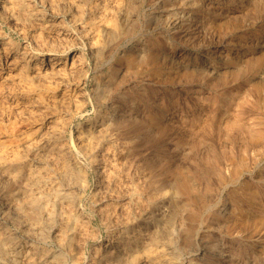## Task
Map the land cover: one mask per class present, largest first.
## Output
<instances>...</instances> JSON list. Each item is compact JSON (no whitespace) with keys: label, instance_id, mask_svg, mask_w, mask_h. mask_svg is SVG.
I'll return each instance as SVG.
<instances>
[{"label":"rangeland","instance_id":"374dc122","mask_svg":"<svg viewBox=\"0 0 264 264\" xmlns=\"http://www.w3.org/2000/svg\"><path fill=\"white\" fill-rule=\"evenodd\" d=\"M55 1H58V0H55ZM152 1H154V2H152ZM184 1L183 0H173V1L172 0H142V1L141 0L140 1L139 0H129L127 2V5L124 7L125 11L123 10V19L119 20L120 25L121 26L124 25V28L119 29L117 31H113V33L111 32L107 35H104V36H106V37H104L106 43H105V48L103 50L102 55H96L92 52L89 45L87 43H85V40H84V37L82 34L83 31H80L82 25H86L89 27L90 25H95L98 23L97 21L99 20V17H100V11H98V10H100L101 6L104 4L102 0H99V1L98 0H91V1L90 0H82V1L79 0L78 5H75L74 0H72V1L71 0H69V1L63 0V2H64V3L62 2L63 4H61V2L58 1V3H60L59 5L57 2L55 3L53 0H22V7L25 11H28V9L29 10L30 9H35V10L40 9V11L43 15L40 17H34V16L28 15L29 17L28 16L27 17L30 20L25 17L26 14H24L23 12L22 13L13 12V11H11L12 10L11 7L1 8V6H0V16L2 14V16H1L2 18L0 17V24H1L0 27L2 28V29L0 28V37H4V40L7 43V44L6 43L5 44L0 43V55H1L0 56V102L2 103V105L0 103V109H1L0 110V118H2V119H0V122H2V120H3V122L0 123L1 124V126H0V134H1L0 135V145L2 146V147L0 146V148L1 149L4 148L5 150H6V148H11L8 150L17 149L16 147H18V149L22 148L25 140L32 134L35 135V139H38L36 141L40 142V144H42V145L43 144L45 145V147L34 146L30 151L24 149V151H23L24 157H25L24 159H25V162L27 163V164L25 163V165H27V167H32V171L28 170L27 167L21 166L22 164H15V165L10 166V167L9 166L8 167H0V194H1L0 195V209L2 208L4 210H6L7 213H9V215H10V217L8 215V220L0 216V218H1L0 233L2 234V236H5V235L7 236V234H8L9 238L13 237V238H11V240L6 237L7 239L6 238L3 239V242H2L1 241L2 239L0 236V239H1L0 245L2 246V248L0 247V264H17V263L18 264L19 263L20 264H26V263L29 264L28 262L36 259L39 256L44 255L45 252L58 253L60 250H62L61 249V248H63L62 246H65V244L67 242H69L70 234L72 231L71 229L70 230L67 229V228H71L70 224L68 225V224L64 223V221L60 222L61 219H59L60 215L62 213L68 214V210H66V209L61 210L62 206L59 207L60 200H62L61 192L65 191V190L66 191H69V190L72 191L73 190V191H76L78 193V196L80 197V199L76 203L80 207V212L78 214V217L82 218V216H83L84 220L81 219L83 221V224L87 222L86 224L83 225V229L87 233H89L88 239L86 238V240H84L85 242L83 241V244H82V251H81L82 254H81L80 260L82 258L83 259L81 261L80 260L75 261L72 259H67L68 262H66L65 264H68V263L69 264H86V263L89 264L90 261L88 260L87 256H90V253H92L95 246H99L100 243L104 242V240L107 236L108 229H109L108 226H106L105 224H102L103 221L101 219H99L100 217H98L96 215L94 208L92 206L93 200H92V196H91L94 191H98V190L102 191V190L106 189L104 187V186H106V183L104 185L102 184L103 183L102 178L106 177L105 173L103 172V167H104V169L105 168L107 169L105 171H108V173H109V170L112 168L110 170L111 173L108 174L106 172L107 175H112L115 178L114 180H112L111 183L108 184L109 186H111L114 189H118L119 188V187H117V186H119L118 182L119 183L121 182L120 184L124 183L123 185H120L121 188H119L117 190L118 192L120 191L119 193H123L125 187L127 188V186H131L133 184V181H136L139 177L144 175V176H142L143 178L141 177V179L140 178L138 179L140 181L139 184H140V186L145 188L144 194L146 196H149L151 198L152 202H154L159 198L158 197L155 198L156 194H154L153 185L150 186V182L148 181L149 179L150 180H157V181H160V183H161V182H164L163 177L166 176L167 179L171 180V183H173L179 177V173L183 172V171H186L187 173L190 172V173L194 174L196 177H198L206 169L205 166L208 164L209 157L211 156V153L208 150L209 147L214 146V148L217 149L218 151H220V153L225 152L224 147H222L223 146L222 140L224 139L223 132H216L217 131L216 126L217 125H223L222 124L223 120L229 116V113L231 115L232 110L238 111L237 101L240 99L242 94H245L248 92L249 89H247V87L252 86V84H251L252 82H250V79L243 78L240 74V71H241L242 67L245 65V62L250 61V59L246 60L243 64H241L239 61L230 60L229 56H230V54H235L240 48H245L246 44L249 42L252 44V46H251L252 51H255V53H257L259 51V47H260L259 45L260 44H257L258 45L257 46L255 42L251 41V38L259 39L258 38V36L260 35L259 33L261 31H264V0H247L245 7L243 8V10L240 14L241 17L238 18V23L243 27L244 26L247 27L248 30H250L249 31L250 34L248 33V31H203V32L196 31L195 16L197 13L194 12V14H192L190 11L186 10L190 6V4L194 2V0H184ZM34 2H36V3H34ZM71 2H72V4H71ZM67 3L70 6H67ZM101 3H103V4H101ZM6 4L10 5V3H8V2ZM28 4H30V6ZM43 4L46 6V8H49V9H45L42 6ZM106 4H107V2H106ZM57 6H59V7H57ZM149 6H151V7H149ZM64 8H66V9L69 8L68 10H72L71 12L75 17L78 15L77 16L78 17L77 22L76 21L71 22V20H69L68 18H65L61 15ZM95 8H97V9H95ZM2 9L3 10L6 9L8 11L4 10V12H3ZM44 9H45V12L43 11ZM73 10H75V11H73ZM76 10H78V11H76ZM49 11H51L50 13L53 14V19L48 21L45 19V16L48 14L47 12H49ZM170 11H173V12L171 13ZM5 12H6V14H5ZM55 12H58V13L55 14ZM15 13H17V15ZM92 13H95V15ZM13 14H14V16H13ZM173 14L174 15L176 14V15L174 16ZM5 15H6V17H4ZM20 15L22 18L20 17ZM188 15H190V16H188ZM17 16L19 17V19H17L18 18ZM23 16H24V18H23ZM48 17L52 18V16H50V15ZM157 17H158V19H157ZM6 18L10 19V21H9V19H7V21H9L10 23L6 21ZM12 18H13V20H12ZM141 19L143 20L142 22H141ZM11 20L13 21V23H15V25H13ZM34 20L36 21L35 23H34ZM53 20H54V22H53ZM246 20H247V22H246ZM2 21H4V22H2ZM27 21H30V23L26 24ZM51 21H52V23H51ZM56 21H57V23H56ZM89 21H90V23H89ZM128 21H129V23H128ZM16 23H18V25ZM24 23H25V26H24ZM32 23L34 25H32ZM37 23L40 25H38ZM49 23H50V25H49ZM26 25H28V26H26ZM152 25H153V27H152ZM157 26H159V27H157ZM174 27H175V29H174ZM24 28H26V29H24ZM186 28L187 29L189 28V29L187 30ZM31 30L36 31L35 34L40 33V35L42 36V37L40 36L41 39L39 38V35L38 36H37V34L35 35L34 32H32ZM139 30H141V31H139ZM58 31H62V32L67 34L64 37L61 35L64 39L57 34ZM119 31H121V32L119 33ZM18 32H19V34H18ZM78 32H80V34ZM75 33H77V34H75ZM148 33H150V34H148ZM43 34H44V36H43ZM53 35L54 36L57 35V36L54 37ZM74 35H76V36H74ZM80 35H81V37H80ZM143 35L148 36V40L146 43H144V46H143V44H140L141 46L140 45L138 46V41H140L139 39ZM21 36H22V38H21ZM36 37L38 39L42 40L43 42H41L40 40L38 42V39ZM112 38H113V40H112ZM62 39H63V41H62ZM68 39L70 41H68ZM0 40H2V39L0 38ZM36 40H37V42H36ZM72 41H73V43H72ZM74 42H76V43H74ZM56 44L58 45L57 47L55 46ZM108 45H110V46H108ZM49 46H51V47L54 46L55 48H58V49H60L61 47H62L61 49H63L64 47H68V48L70 47L68 49V50H70L69 62L67 64H65V66H64L65 68L63 70L60 69V75L58 76L57 74H54V76H53V73H50V75L47 74L45 77H44V75H41L39 77H32L31 75L24 74L25 70L23 71L22 69H20L21 66L25 67V66L30 65L31 62L36 60L35 59L36 56H41L42 55L41 53L44 51V49L46 47H49ZM125 46H126V48H124ZM25 47L27 49H29L28 51L31 53V55H33L31 57V59L27 60V62L26 61L23 62V61L19 60V59H21L20 51H21V49L23 50ZM213 49H215V50H213ZM133 50H134V52H133ZM157 50H159V51H157ZM4 51H5V53H4ZM79 51H81L80 52L81 54L79 53ZM144 51H145V54L141 53ZM221 54H222V56H221ZM126 55H128V56L131 55V56L137 58L136 59V61L138 62L137 66H136L137 71L131 70L129 73L132 72L135 75L133 74L134 75L133 76L132 74L128 73V76H127L128 78H126L128 82L126 83V85L121 86L120 83L118 82L119 79H117V78H119L121 73L123 72L124 62L127 60V58L125 57ZM11 57H14V58L12 59ZM103 57H104V59H103ZM165 57H167V58H165ZM76 58H77V60H75ZM79 58H81V59H79ZM106 58L108 59V61L106 60ZM226 58H228V59H226ZM9 59H10V61H8ZM71 59L73 60V63H72L73 65L70 64ZM93 59H95V61ZM163 59H164V61L162 62ZM224 59H226V60H224ZM177 60H179V61H177ZM4 62L6 65L4 64ZM81 62H82V64H81ZM149 62H151V63H149ZM11 63L13 66L11 65ZM99 63H101V64H99ZM109 64H111V65H109ZM182 64L184 65V67ZM10 65H11V67H10ZM197 66L198 67L202 66V67H199V69H197L198 68ZM190 67H191V69H190ZM142 68L143 69L145 68V69L143 70ZM72 69H74V70H72ZM96 69H98V70L100 69L99 70L100 72ZM64 70H65V72H64ZM21 71H22V73H21ZM67 71H68V73H66ZM74 71H76V73ZM77 71H79V72H77ZM216 71H219V72H216ZM10 72L11 73L14 72V73L10 74ZM80 72H81V75L79 74ZM181 73H183V74H181ZM191 73H192V75H191ZM7 74H9V75H7ZM164 74H165V77L163 76ZM16 75H18V76H16ZM56 75L58 76V78L56 77ZM82 75H84V76H82ZM3 76H4V78H3ZM62 76H63V78H62ZM68 76L69 77L71 76L72 78L71 77L69 78ZM74 76H75V78H73ZM86 76H88V77H86ZM52 77H55V78H52ZM97 77H98V79H97ZM139 77H141V78L139 79ZM196 77H197V79H196ZM225 77H227V78H225ZM31 78L33 79V81H31L32 80ZM38 78H40V79H38ZM44 78H46L47 80H49L51 78L48 81V84L46 82L47 80ZM199 78H200V80H199ZM42 79H44L45 81ZM105 79L106 80L108 79V80L106 81ZM142 79H143V81H142ZM223 79H225V80H223ZM236 79H238V80H236ZM41 80H42V83H41ZM43 81L46 82L47 86L45 85V83ZM51 81H53V82H51ZM57 81H59V82H57ZM83 81H84V83H83ZM1 82L2 83L4 82L3 84H5V85H3ZM113 82H115V83L113 84ZM21 83H23L24 85ZM128 83H130V84H128ZM52 84H53V86H52ZM225 84H227V85H225ZM17 85H19V86H17ZM219 85H221V86H219ZM15 86L20 87V89L15 87ZM49 86L51 88H49ZM14 87L16 90L14 89ZM34 87H35V89H34ZM91 87L92 88L94 87V89H92ZM133 87L136 89H134ZM7 88L9 89V91H11L10 93H9ZM53 88H56V90ZM63 88H65V89H63ZM95 90H96V92H95ZM62 91L63 92L66 91V92H64V94H63V93H61ZM24 92H25V94H24ZM77 92H79V94ZM82 92H84V93H82ZM99 92L102 93L101 96L103 95V97L99 98L100 97ZM106 92L110 93V95L109 94L107 95ZM174 92H175V94H174ZM210 93H212L213 95ZM41 94L43 96H41ZM240 94H241V96H240ZM62 95H64V96H62ZM67 95H69V97ZM85 95H86V97H85ZM153 95H154V97H153ZM13 96H14V98H13ZM35 96H37V97L35 98ZM52 96L54 98H52ZM73 96H77L78 98L76 97V99H75V98H73ZM117 96H118V98H117ZM40 98L42 101L44 100V103L41 102ZM58 98L62 99V100L60 99L61 102L58 101ZM68 99L69 100L71 99L69 101L70 103L68 102ZM74 99L76 102H74ZM98 100L100 102H98ZM65 101L67 103H65ZM31 102H32V104H31ZM193 102L195 103V105ZM118 103H119V105H118ZM189 103H191V104H189ZM66 104H68V105H66ZM83 104H85V105H83ZM221 104H223V105H221ZM6 105H8V107H6ZM78 106L79 107L82 106V107L79 108ZM29 107H31L32 108L31 110L34 111L37 115L34 112H32L29 109ZM63 108L64 109L68 108V109L64 110ZM70 108H71V110H70ZM145 108H147V109H145ZM25 109H27V111ZM59 109H60V111H59ZM8 110H10V111H8ZM19 110L21 112H23V110H25L26 113H24L25 112L24 111L22 114L19 112ZM116 110H118V111H116ZM45 111L47 112V114L45 113L46 116L44 114ZM67 111L70 113H68ZM5 112H7V113H5ZM28 112L30 114H34V115H30V114H28ZM98 112H100V113H98ZM114 112H116V113L114 114ZM96 113H98V114H96ZM106 113H109V114H106ZM135 114H136V116H135ZM199 115L201 117H199ZM33 116H35V117H33ZM36 116H38V117L36 118ZM41 116H43L44 118ZM65 116L70 117V120L68 117H67L68 119L65 120L64 119V118H66ZM39 117H40V120L42 122L38 119ZM60 117H62V118H60ZM250 117H251V115L249 113H245V119L244 120L249 121ZM29 118L32 121H30ZM52 120H54V121L56 120L55 122L58 121V123L56 124ZM51 121L54 123H52ZM176 122L178 125L176 124ZM3 125H5L6 127ZM38 125H39V127H38ZM52 125H54V126H52ZM84 125H85V127H84ZM55 126H56V128L59 129V132H58L59 135L57 134L56 136H53L54 139H52V137L48 139L47 137L49 136L51 130L55 128ZM92 127H94V128H92ZM191 128L194 131L191 130ZM194 128H196L197 130ZM20 129L23 130V135H20V134H22ZM24 129H25V131H24ZM34 129H35V131L38 129V131L35 132ZM18 130L20 132H18ZM26 130H28V131L30 130V131L26 132ZM44 130L46 131L45 134L43 133ZM48 130H49V132H48ZM78 131H80V132H78ZM195 131H197V132H195ZM85 132H87V135ZM198 132H200V133H198ZM88 133H90V136L88 135ZM146 133H147V137H146ZM40 134H42V135L40 136ZM70 134H71V136H70ZM60 135H61V137H60ZM22 136H24V137H22ZM93 139L96 141V143H94L95 141ZM99 139H101L102 141H100ZM214 139H215V141H214ZM19 140H20V142H19ZM63 140H64V142L65 141L66 142L62 143ZM85 140H88L89 142L87 141L83 144V142ZM211 142H212V144H211ZM87 143H89L91 146H94V148L91 149V151L94 153L88 151V150H90L89 149L90 147H89V144H87ZM108 143H110V144L108 145ZM20 144H21V146H20ZM50 144L55 149V151L53 150L52 155L55 156V154H56L58 156V153H60V158H58L59 160L57 159L56 156L54 158L53 162L54 163L56 162L55 164L52 162L49 163V161H47V158H46L47 152L50 148L49 146H51ZM53 144H55V145H53ZM94 144H96V145H94ZM176 144H177V146H176ZM181 145L184 147H182ZM6 146H8V147H6ZM120 146H122V147H120ZM124 146L126 148H123ZM127 146H128V148H127ZM75 147H76L77 152L79 151L78 153L76 152ZM107 147L109 148V151H108ZM117 147H119V148H117ZM101 149L103 150V152L100 151ZM228 149L230 150L229 147L228 148L226 147V151H229ZM34 150L38 151V152H36V154H35ZM115 150H116V152H115ZM130 150H132V151H130ZM251 150L252 149H250V151ZM43 151H44V153H43ZM129 153H131V154H129ZM133 153H135V154H133ZM110 154H111V156H110ZM133 155H135V156H133ZM177 155H179V156H177ZM70 156H71V158H70ZM103 156H105V157H103ZM127 156H128V158H127ZM38 157H40V158H38ZM62 157H64V158L67 157L66 158V159H68L67 161L72 162L73 165H80V168L76 167L77 170L79 169L78 170L79 172L78 171L76 172L77 175H76V173H73V175L71 176L70 181H69L70 184L67 183L68 180L65 179V177L62 175L60 167L58 168V164L60 166H62V163H61ZM75 157H77V158H75ZM93 158H95V159H93ZM108 158H110V159H108ZM112 158H114V159H112ZM119 158H120L119 161H121V162L120 163L117 162V164H116V161H118L117 159H119ZM129 158H130V160H129ZM176 158H177V161L175 160ZM48 159H50V158L48 157ZM59 161H60V163H59ZM99 161H102V162H99ZM112 161H114L115 163ZM130 161H131V163H130ZM45 162L48 165L44 164ZM86 162H89V163H86ZM111 162L114 163L113 167L110 166V165H112ZM184 163H186V164H184ZM50 164H51V166H50ZM126 164H128V165H126ZM220 165L224 166L222 160H220ZM50 167H51V169H50ZM55 167L57 168V170ZM127 167H129V168H127ZM132 167H133V169H132ZM134 167H136V168H134ZM17 168H18V170H17ZM37 168H39V169H37ZM120 168H121V170H120ZM21 169H23L24 172ZM35 169H37V170H35ZM114 169H116V171L112 172ZM27 170H28V174L26 172ZM34 170L38 171V172L36 173ZM51 170H52V172H51ZM82 170H84V171H82ZM11 171L14 173H12ZM44 171L47 172V174H48V172H50L49 174H51L52 176L49 174L48 175L45 174ZM17 172H19V173H17ZM121 172H123V173H121ZM5 173H7V175L8 174L9 175L7 176ZM35 173L37 174V176H41L40 180L42 181V183L40 181L41 185L38 186V188L36 185H34L32 183V180H30L31 174L35 175ZM53 173H55V174H53ZM78 173L80 176L78 175ZM112 173H114V174H112ZM60 174L62 177L61 176L58 177V175H60ZM87 174H89V176ZM124 174L125 175L127 174L126 175L127 177ZM10 175H13L15 177L12 178V176H10ZM100 175H102L103 177H101ZM21 176H22V178H21ZM73 176H74V181L72 179ZM120 176H122V178H124V179H122ZM26 177H28L29 179H27ZM76 177L78 180L76 179ZM117 177L119 178L118 182L116 181ZM128 177L132 180L131 182H130V179H128ZM134 177L137 179L134 180ZM201 177H203V176L201 175ZM80 179L82 180L83 185H82V189L78 190L77 187H78V185H80V182H79V181H81ZM29 180L31 183L29 182ZM48 180H50L49 181L50 183L48 182ZM97 180H98V182H97ZM126 180H127V182H126ZM26 181H27V183H26ZM52 181H54V182H52ZM16 182L18 185L17 188H16ZM47 182H48V184H47ZM71 182H73L74 184L71 185ZM113 182H115V183H113ZM66 183L69 185V187L70 186L71 187L68 188V185ZM125 183H126V186H125ZM174 183H176V182H174ZM43 184H45V185H43ZM85 184H87V185H85ZM31 186L33 187V189H31L32 188ZM50 187H52V188H50ZM46 188L50 191L46 190ZM42 191H43V193H41ZM54 191H55V194H53ZM146 191H148V192H146ZM47 192H49V193H47ZM80 193H82V194H80ZM148 193L149 194L152 193V194L149 195ZM19 194H21L23 197H26V198H23ZM37 194H42L41 195L42 196L41 207H39V206L33 207V205L30 202L31 198ZM51 195H53V196L50 197ZM261 195H263V194H261ZM53 197H54V201H53ZM20 200H22V201H20ZM6 202H7V204H6ZM13 202H15V204ZM170 202H171L170 208L166 214H159V212H157L154 215H151V216L149 215L150 218H147V221L148 222L153 221L154 226L157 228L155 231V233L156 232L157 233L156 234L154 233L155 238L156 237L157 238L162 237L165 234L166 235L171 234V237H172V240H171L172 248L171 249L173 250L172 256L175 260L176 259L178 260V259H182L184 257L182 252H180V250L182 249L181 247L183 245L181 243V240H179V241H178V239L176 240V238H178V237L176 235H174L175 234L174 232H176L177 228L180 226L179 217L181 216L182 209L180 206H178L176 204V203H178L176 197H172ZM49 203H50V205L52 204L51 207H49V205H47ZM13 204H14V206H12ZM20 206L22 208H19ZM13 207H14V209H13ZM25 207L26 208L28 207L27 208L28 210ZM37 208H39V209H37ZM90 208H91V210H90ZM9 210H10V212H9ZM177 211H179V212H177ZM47 212H48V214H52L55 217V220L53 219V223L55 224L54 227H51V224L47 223L45 220V217L48 215ZM21 213H23V214H21ZM33 213H35V214H33ZM73 213H75V212L73 211ZM25 214L27 216H25ZM20 215H21V217H20ZM22 215H23V217H22ZM15 218L20 219V220H16ZM10 219L14 220L17 223L18 231L16 230V228L14 227V224L11 222ZM151 219H154V220H151ZM24 220L25 221L27 220L26 222H28L31 226L28 223H26ZM89 220H91V221H89ZM99 220H100V222H99ZM175 220H177V221H175ZM22 221H23V224H21ZM128 221L131 224L133 223L131 216H129ZM44 224H46V225H44ZM37 225H39L40 228ZM172 225H174V226H172ZM6 228H8V229H6ZM26 228L27 229L29 228L28 229L29 231ZM37 228H39V229H37ZM53 228H55L56 230H53ZM88 228L89 229L92 228V229L88 230ZM95 229L97 230V232ZM164 229H166L167 232ZM175 229H176V231H175ZM9 230L11 233L9 232ZM30 230H33V231H30ZM92 230H95V231L92 232ZM34 232H37V233H34ZM31 233L35 236L38 235L37 236L38 238L35 236L33 237V235ZM16 234H18V235H16ZM26 234H29L28 235L29 237ZM52 234H53V236H52ZM59 234H62V235H59ZM95 234H96V236H95ZM97 234H99V235H97ZM13 235L15 236V238ZM40 235H41V238H40ZM55 235H56V237H55ZM57 235H59V237ZM89 235H90V237H89ZM39 238L41 239V241ZM92 239H94V240H92ZM173 240H174V242H173ZM148 241H150V240H148ZM52 243H53V245H52ZM91 243L93 244V246ZM3 244H5L6 246ZM239 244H240V242L237 243V245H239ZM36 246L37 247L39 246V248H36ZM51 248H53V249H51ZM6 250H7V252H6ZM4 251H5V253H4ZM246 254H248V250H245L243 252V255H246ZM226 258H227V256H220L218 258L207 257V258H199L198 261L201 262L202 264H238V263L241 264V263H243V259L241 258V254H238V255L234 254L233 258L230 260L228 258L227 259ZM223 260H225V261H223ZM213 261H215V263H213ZM209 262H211V263H209ZM184 263L187 264L188 262H184Z\"/></svg>","mask_w":264,"mask_h":264},{"label":"bare ground","instance_id":"6f19581e","mask_svg":"<svg viewBox=\"0 0 264 264\" xmlns=\"http://www.w3.org/2000/svg\"><path fill=\"white\" fill-rule=\"evenodd\" d=\"M55 3L58 1L63 4V0H58L55 1ZM69 1V0H68ZM72 1V0H71ZM79 0H74L75 5H78ZM82 1V0H80ZM91 1V0H90ZM99 1V0H98ZM103 4L100 8V17L99 20L97 21L98 23L95 25H90L89 27L86 25H82L80 31H83V37L85 40V43L89 45L91 48L92 52L96 55H102L103 50L105 48V39L104 35H107L109 33H113V31H117L119 29L124 28V25H120V21L123 19V10L124 7L127 5V2L129 0H102ZM140 1V0H139ZM142 1V0H141ZM173 1V0H172ZM184 1V0H183ZM247 0H194L193 3H189L190 6L186 9L187 11H190L192 14L196 12L195 16V22H196V31H249L247 27H243L238 23V18L241 17L240 14L245 7ZM10 3L6 4V3ZM30 2V1H29ZM46 2V1H45ZM63 2V3H62ZM97 2V1H96ZM107 2V4H106ZM132 2V1H131ZM154 2V1H152ZM185 2V1H184ZM187 2V1H186ZM260 2V1H259ZM36 3V2H34ZM91 3V2H90ZM163 3V2H162ZM174 3V2H173ZM181 3V2H180ZM54 4V3H53ZM60 3H58L59 5ZM72 4V2H71ZM82 4V3H81ZM85 4V3H84ZM83 4V5H84ZM94 4V3H93ZM96 4V3H95ZM155 4V3H154ZM182 4V3H181ZM180 4V5H181ZM24 5V4H23ZM30 6V4H28ZM133 5V4H132ZM145 5V4H144ZM162 5V4H161ZM0 6L1 8H7L11 7L13 12H19V13H24L26 14V18L29 16H34V17H40L43 16L40 9H28V11H25L22 7V0H0ZM33 6V5H32ZM45 9L46 6L43 4L42 5ZM41 6V7H42ZM50 6V5H49ZM65 6V5H64ZM67 6L68 5L67 3ZM86 6V5H85ZM171 6V5H170ZM177 6V5H176ZM262 6V5H261ZM59 7V6H57ZM84 7V6H83ZM88 7V6H87ZM95 7V6H94ZM100 7V6H99ZM143 7V6H142ZM151 7V6H149ZM28 8V7H27ZM63 8V7H62ZM72 8V7H71ZM159 8V7H158ZM168 8V7H167ZM10 9V8H9ZM45 9L43 10L45 12ZM59 9V8H58ZM61 9V8H60ZM69 9V8H68ZM64 8L62 11L61 15L65 18H68L69 20L76 21L77 22V16L75 17L72 14V10H68ZM77 9V8H76ZM97 9V8H95ZM145 9V8H144ZM149 9V8H148ZM155 9V8H154ZM162 9V8H161ZM166 9V8H165ZM183 9V8H182ZM3 10V9H2ZM5 11H8L4 9ZM3 10V12H4ZM27 10V9H26ZM54 10V9H53ZM85 10V9H84ZM87 10V9H86ZM143 10V9H142ZM42 11V12H43ZM75 11V10H73ZM78 11V10H76ZM96 11V10H95ZM125 11V10H124ZM127 11V10H126ZM129 11V10H128ZM186 11V12H187ZM51 11L47 12L48 14L45 16L46 20H52L53 19V14L50 13ZM91 12V11H90ZM165 12V11H164ZM167 12V11H166ZM171 13L173 11H170ZM249 12V11H248ZM58 12H55V14ZM82 13V12H81ZM98 13V12H97ZM134 13V12H133ZM132 13V14H133ZM169 13V12H168ZM170 13V14H171ZM6 14V12H5ZM8 14V13H7ZM17 15V13H15ZM83 14V13H82ZM81 14V15H82ZM95 15V13H92ZM136 14V13H135ZM169 14V15H170ZM180 14V13H179ZM29 15V16H28ZM52 16L48 17V16ZM80 15V14H79ZM99 15V14H98ZM137 15V14H136ZM146 15V14H145ZM174 15V14H173ZM176 15V14H175ZM174 15V16H175ZM178 15V14H177ZM2 16V14H1ZM0 16V17H1ZM10 16V15H9ZM8 16V17H9ZM14 16V14H13ZM28 16V17H27ZM89 16V15H88ZM132 16V15H131ZM157 16V15H156ZM165 16V15H164ZM163 16V17H164ZM173 16V17H174ZM190 16V15H188ZM6 17V15L4 16ZM18 17V16H17ZM21 17V15H20ZM82 17V16H81ZM86 17V16H85ZM94 17V16H93ZM92 17V18H93ZM148 17V16H147ZM162 17V18H163ZM172 17V18H173ZM182 17V16H181ZM180 17V18H181ZM2 18V17H1ZM22 18V17H21ZM24 18V16H23ZM43 18V17H42ZM91 18V19H92ZM128 18V17H127ZM146 18V17H145ZM155 18V17H154ZM161 18V19H162ZM187 18V17H186ZM9 18H6V21ZM19 19V17L17 18ZM16 19V20H17ZM29 19V18H28ZM35 19V18H34ZM41 19V18H40ZM62 19V18H61ZM84 19V18H83ZM88 19V18H87ZM97 19V18H96ZM130 19V18H129ZM156 19V18H155ZM158 19V17H157ZM166 19V18H165ZM13 20V18H12ZM11 20V21H12ZM30 20V19H29ZM37 20V19H36ZM57 20V19H56ZM59 20V19H58ZM67 20V19H66ZM65 20V21H66ZM80 20V19H79ZM89 20V19H88ZM87 20V21H88ZM93 20V19H92ZM10 21V19H9ZM7 21V22H9ZM32 21V20H31ZM130 21V20H129ZM128 21V23H129ZM143 20L141 19V22ZM145 21V20H144ZM164 21V20H163ZM189 21V20H188ZM4 22V21H2ZM36 21L34 20V23ZM54 22V20H53ZM62 22V21H61ZM68 22V21H67ZM70 22V23H71ZM132 22V21H131ZM140 22V23H141ZM157 22V21H156ZM194 22V21H193ZM247 22V20H246ZM10 23V22H9ZM13 23V21H12ZM30 23V21H27L26 24ZM52 23V21H51ZM57 23V21H56ZM55 23V24H56ZM60 23V22H59ZM69 23V22H68ZM85 23V22H84ZM87 23V22H86ZM90 23V21H89ZM159 23V22H158ZM172 23V22H171ZM182 23V22H181ZM18 25V23H16ZM38 24V23H37ZM48 24V23H47ZM72 24V23H71ZM76 24V23H75ZM80 24V23H79ZM125 24V23H124ZM155 24V23H154ZM173 24V23H172ZM191 24V23H190ZM243 24V23H242ZM1 25V24H0ZM15 25V23H13ZM23 25V24H22ZM31 25V24H30ZM32 25H34L32 23ZM40 25V24H38ZM44 25V24H43ZM50 25V23H49ZM61 25V24H60ZM67 25V24H66ZM69 25V24H68ZM129 25V24H128ZM132 25V24H131ZM3 26V25H2ZM21 26V25H20ZM25 26V23H24ZM28 26V25H26ZM37 26V25H36ZM55 26V25H54ZM71 26V25H70ZM146 26V25H145ZM151 26V25H150ZM170 26V25H169ZM248 26V25H247ZM5 27V26H4ZM14 27V26H13ZM12 27V28H13ZM19 27V26H18ZM22 27V26H21ZM33 27V26H32ZM56 27V26H55ZM69 27V26H68ZM79 27V26H78ZM153 27V25H152ZM159 27V26H157ZM188 27V26H187ZM1 28V27H0ZM27 28V27H26ZM24 28V29H26ZM64 28V27H63ZM76 28V27H75ZM131 28V27H130ZM143 28V27H142ZM173 28V27H172ZM185 28V27H184ZM195 28V27H194ZM2 29V28H1ZM22 29V28H21ZM20 29V30H21ZM30 29V28H29ZM175 29V27H174ZM187 29V28H186ZM185 29V30H186ZM189 29V28H188ZM187 29V30H188ZM16 30V29H15ZM55 30V29H54ZM61 30V29H60ZM66 30V29H65ZM137 30V29H136ZM163 30V29H162ZM184 30V31H185ZM30 31V30H29ZM32 32L33 31L31 30ZM79 31V30H78ZM141 31V30H139ZM193 31V30H192ZM10 32V31H9ZM44 32V31H43ZM70 32V31H69ZM121 31H119L120 33ZM154 32V31H153ZM3 33V32H2ZM31 33V32H30ZM72 33V32H71ZM80 34V32H78ZM139 33V32H138ZM182 33V32H181ZM217 33V32H216ZM229 33V32H228ZM19 34V32H18ZM28 34V33H27ZM33 34V35H34ZM37 36L39 35L40 38V33H36ZM35 34V35H36ZM57 34L59 36H66L67 34L58 31ZM77 34V33H75ZM81 34V35H82ZM150 34V33H148ZM207 34V33H206ZM218 34V33H217ZM216 34V35H217ZM250 34V33H249ZM260 37L258 36L259 39L257 38H251L252 42H255L256 45L260 44L259 46V51L255 53V51L251 50L252 44L249 42L246 44L245 48H240L235 54H230L229 58L232 61H239L241 64H243L246 60H249L248 62H245V65L242 67L240 74L243 78H248L250 79V82H252V86L247 87L248 92L245 94H240V99L237 101V106H238V111L232 110L231 115L229 113V116L223 120V125H217L216 126V132H223L224 139L222 140V147H224V153H220L217 149L213 147H209V151L211 153V156L209 157L208 164L205 166L206 169L203 171L201 175L196 177L192 173H187L186 171L180 172L179 177L174 181L176 183H171V180L167 179V177H163V181H157V180H148L150 182V186L153 185L154 188V194L155 198L158 197L156 201L152 202L151 198L149 196H146L144 194L145 188L140 186L139 184V177L138 179L134 177L133 184L131 186H127V188H124L123 193H119L117 190L120 187V184L118 182V177L116 181L118 182L119 187L118 189H114L108 184L114 180V176L112 175H107L106 172L108 171L106 168L104 169L103 167V172L105 173L106 177H103L100 175L103 181V185L106 183V186H104L106 189L105 190H98L94 191L92 193V200H93V208L99 219L103 221L102 224H105L106 226L109 227L107 236L104 240L103 243H100L99 246H95L92 253H90V256L88 257V260L90 261L89 264H186L184 262H188L187 264H202L201 262L198 261L199 258H207V257H215L218 258L220 256H227V258L230 260L233 258L234 254H241V258L243 259V263L241 264H264V31H261L259 33ZM32 35V36H33ZM80 35V37H81ZM193 35V34H192ZM214 35V34H213ZM244 35V34H243ZM44 36V34H43ZM54 36V35H53ZM55 35L54 37H56ZM58 36V37H59ZM61 36V37H62ZM69 36V35H68ZM76 36V35H74ZM132 36V35H131ZM173 36V35H172ZM181 36V35H180ZM188 36V35H187ZM206 36V35H205ZM252 36V35H251ZM34 37V36H33ZM42 37V36H41ZM48 37V36H47ZM62 37V38H63ZM72 37V36H71ZM129 37V36H128ZM179 37V36H178ZM182 37V36H181ZM214 37V36H213ZM221 37V36H220ZM254 37V36H253ZM2 40H0V43H6L4 40V37H0ZM22 38V36H21ZM37 38V37H36ZM116 38V37H115ZM169 38V37H168ZM200 38V37H199ZM218 38V37H217ZM224 38V37H223ZM236 38V37H235ZM7 39V38H6ZM35 39V38H34ZM38 39V38H37ZM41 39V38H40ZM38 39V42L39 40ZM43 39V38H42ZM53 39V38H52ZM64 39V38H63ZM62 39V41H63ZM80 39V38H79ZM135 39V38H134ZM179 39V38H178ZM185 39V38H184ZM183 39V40H184ZM193 39V38H192ZM210 39V38H209ZM219 39V38H218ZM227 39V38H226ZM59 40V39H58ZM57 40V41H58ZM72 40V39H71ZM113 40V38H112ZM138 41V46L140 44H143L147 42L148 36L143 35L140 37ZM151 40V39H150ZM187 40V39H186ZM197 40V39H196ZM211 40V39H210ZM237 40V39H236ZM247 40V39H246ZM43 42L42 40H40ZM45 41V40H44ZM47 41V40H46ZM68 41H70L68 39ZM74 41V40H73ZM72 41V43H73ZM76 41V40H75ZM9 42V41H8ZM26 42V41H25ZM37 42V40H36ZM49 42V41H48ZM55 42V41H54ZM116 42V41H115ZM156 42V41H155ZM185 42V41H184ZM187 42V41H186ZM50 43V42H49ZM62 43V42H61ZM76 43V42H74ZM128 43V42H127ZM173 43V42H172ZM215 43V42H214ZM221 43V42H220ZM3 44V45H4ZM7 44V43H6ZM38 44V43H37ZM42 44V43H41ZM40 44V45H41ZM54 44V43H53ZM52 44V45H53ZM65 44V43H64ZM197 44V43H196ZM219 44V43H218ZM224 44V43H223ZM2 45V46H3ZM10 45V44H9ZM32 45V44H31ZM30 45V46H31ZM45 45V44H44ZM81 45V44H80ZM111 45V44H110ZM108 45V46H110ZM114 45V44H113ZM127 45V44H126ZM135 45V44H134ZM216 45V44H215ZM56 47L58 46L57 44L55 45ZM71 46V45H70ZM141 46V45H140ZM209 46V45H208ZM255 46V45H254ZM258 46V45H257ZM42 47V46H41ZM40 47V48H41ZM44 47V46H43ZM107 47V46H106ZM137 47V46H136ZM164 47V46H163ZM11 48V47H10ZM39 48V47H38ZM62 48V47H61ZM60 48V49H61ZM70 48V47H69ZM68 47H64L63 49H58L55 48L54 46L51 47H46L44 51L41 53V56H36V60L31 62L30 65L28 66H21L20 69L23 71L25 70L24 74L31 75L32 77H39L41 75H44V77L50 73L57 74L58 76L60 75V69H64L65 64L69 62V54L70 50ZM117 48V47H116ZM123 48V47H122ZM126 48V46L124 47ZM138 48V47H137ZM200 48V47H199ZM229 48V47H228ZM78 49V48H77ZM84 49V48H83ZM150 49V48H149ZM251 51H250V50ZM26 47L20 51V56H21V61H26L31 59L33 55L28 51ZM41 50V49H40ZM87 50V49H86ZM111 50V49H110ZM118 50V49H117ZM215 50V49H213ZM224 50V49H223ZM83 51V50H82ZM112 51V50H111ZM159 51V50H157ZM177 51V50H176ZM81 51H79L80 53ZM89 52V51H88ZM107 52V51H106ZM134 52V50H133ZM139 52V51H138ZM5 53V51H4ZM37 53V52H36ZM39 53V52H38ZM109 53V52H108ZM145 54L144 52H141ZM160 53V52H159ZM225 53V52H224ZM223 53V54H224ZM81 54V53H80ZM110 54V53H109ZM108 54V55H109ZM147 54V53H146ZM226 54V53H225ZM77 55V54H76ZM106 55V54H105ZM167 55V54H166ZM1 56V55H0ZM16 56V55H15ZM14 56V57H15ZM85 56V55H84ZM90 56V55H89ZM104 56V55H103ZM112 56V55H111ZM118 56V55H117ZM142 56V55H141ZM147 56V55H146ZM208 56V55H207ZM222 56V54H221ZM5 57V56H4ZM3 57V58H4ZM14 57H11L12 59ZM40 57V58H39ZM77 57V56H76ZM127 60L124 62V69L123 72L121 73L120 77L117 78L119 79V83L121 86L126 85L128 82L126 78H128V73L132 71H137V64L138 62L136 61L137 58L131 56V55H126L125 56ZM151 57V56H150ZM175 57V56H174ZM6 58V57H5ZM10 58V59H11ZM17 58V57H16ZM87 58V57H86ZM85 58V59H86ZM90 58V57H89ZM111 58V57H110ZM162 58V57H161ZM167 58V57H165ZM177 58V57H176ZM210 58V57H209ZM220 58V57H219ZM10 59L8 61H10ZM11 59V60H12ZM73 59V58H72ZM71 59V63H73V60ZM81 59V58H79ZM104 59V57H103ZM216 59V58H215ZM222 59V58H221ZM228 59V58H226ZM224 59V60H226ZM252 59V60H251ZM77 60V58L75 59ZM95 61V59H93ZM101 60V59H100ZM99 60V61H100ZM108 61V59L106 58ZM110 60V59H109ZM122 60V59H121ZM212 60V59H211ZM93 61V62H94ZM164 59L162 60V62ZM179 61V60H177ZM206 61V60H205ZM223 61V60H222ZM2 62V61H1ZM18 62V61H17ZM75 62V61H74ZM102 62V61H101ZM105 62V61H104ZM77 63V62H76ZM86 63V62H85ZM112 63V62H111ZM144 63V62H143ZM146 63V62H145ZM151 63V62H149ZM181 63V62H180ZM184 63V62H183ZM220 63V62H219ZM5 64V62H4ZM16 64V63H15ZM82 64V62H81ZM101 64V63H99ZM98 64V65H99ZM169 64V63H168ZM179 64V63H178ZM3 65V64H2ZM6 65V64H5ZM12 65V63H11ZM10 65V67H11ZM73 65V64H72ZM77 65V64H76ZM111 65V64H109ZM155 65V64H154ZM157 65V64H156ZM172 65V64H171ZM183 65V64H182ZM214 65V64H213ZM13 66V65H12ZM20 66V65H19ZM101 66V65H100ZM143 66V65H142ZM169 66V65H168ZM179 66V65H178ZM9 67V68H10ZM140 67V66H139ZM147 67V66H146ZM158 67V66H157ZM177 67V66H176ZM184 67V65H183ZM198 67V66H197ZM202 67V66H199ZM199 67L197 69H199ZM214 67V66H213ZM216 67V66H215ZM84 68V67H83ZM99 68V67H98ZM148 68V67H147ZM152 68V67H151ZM166 68V67H165ZM172 68V67H171ZM195 68V67H194ZM231 68V67H230ZM19 69V70H20ZM80 69V68H79ZM85 69V68H84ZM103 69V68H102ZM108 69V68H107ZM113 69V68H112ZM118 69V68H117ZM143 69V68H142ZM145 69V68H144ZM143 69V70H144ZM163 69V68H162ZM161 69V70H162ZM191 69V67H190ZM68 70V69H67ZM74 70V69H72ZM76 70V69H75ZM78 70V69H77ZM83 70V69H82ZM81 70V71H82ZM98 70V69H96ZM100 70V69H99ZM98 70V71H99ZM180 70V69H179ZM201 70V69H200ZM210 70V69H209ZM208 70V71H209ZM158 71V70H157ZM165 71V70H164ZM182 71V70H181ZM194 71V70H193ZM198 71V70H197ZM230 71V70H229ZM19 72V71H18ZM65 72V70H64ZM76 73V71H74ZM79 72V71H77ZM100 72V71H99ZM174 72V71H173ZM195 72V71H194ZM207 72V71H206ZM213 72V71H212ZM219 72V71H216ZM7 73V72H6ZM14 73V72H12ZM10 72V74H12ZM22 73V71H21ZM68 73V71L66 72ZM72 73V72H71ZM86 73V72H85ZM141 73V72H140ZM210 73V72H209ZM18 74V73H17ZM74 74V73H73ZM81 75V72L79 73ZM98 74V73H97ZM129 74H134V73H129ZM170 74V73H169ZM183 74V73H181ZM9 75V74H7ZM23 75V74H22ZM56 77L58 78V76ZM135 75V74H134ZM133 75V76H134ZM152 75V74H151ZM168 75V74H167ZM192 75V73H191ZM196 75V74H195ZM224 75V74H223ZM18 76V75H16ZM27 76V75H26ZM78 76V75H77ZM84 76V75H82ZM155 76V75H154ZM165 77V74L163 75ZM206 76V75H205ZM209 76V75H208ZM212 76V75H211ZM219 76V75H218ZM232 76V75H231ZM239 76V75H238ZM28 77V76H27ZM69 77V76H68ZM71 77V76H70ZM69 77V78H70ZM81 77V76H80ZM79 77V78H80ZM88 77V76H86ZM137 77V76H136ZM158 77V76H157ZM4 78V76H3ZM49 78V77H48ZM55 78V77H52ZM63 78V76H62ZM72 78V77H71ZM75 78V76L73 77ZM78 78V77H77ZM138 78V77H137ZM141 77H139L140 79ZM215 78V77H214ZM227 78V77H225ZM229 78V77H228ZM20 79V78H19ZM30 79V78H29ZM32 79V78H31ZM40 79V78H38ZM46 79V78H44ZM42 79V80H44ZM51 79V78H50ZM49 79V80H50ZM88 79V78H87ZM98 79V77H97ZM114 79V78H113ZM153 79V78H152ZM175 79V78H174ZM197 79V77H196ZM24 80V79H23ZM41 80V83H42ZM47 80V79H46ZM47 80V84L48 81ZM53 80V79H52ZM56 80V79H55ZM64 80V79H63ZM72 80V79H71ZM106 80V79H105ZM108 80V79H107ZM106 80V81H107ZM200 80V78H199ZM211 80V79H210ZM215 80V79H214ZM225 80V79H223ZM238 80V79H236ZM11 81V80H10ZM20 81V80H19ZM33 81V79L31 80ZM39 81V80H38ZM45 81V80H44ZM43 81V82H44ZM77 81V80H76ZM96 81V80H95ZM135 81V80H134ZM137 81V80H136ZM143 81V79H142ZM147 81V80H146ZM168 81V80H167ZM166 81V82H167ZM178 81V80H177ZM209 81V80H208ZM45 85L47 86V84ZM53 82V81H51ZM59 82V81H57ZM56 82V83H57ZM68 82V81H67ZM97 82V81H96ZM117 82V83H118ZM183 82V81H182ZM196 82V81H195ZM2 83V82H1ZM4 83V82H3ZM2 83V84H3ZM40 83V82H39ZM40 83V84H41ZM55 83V82H54ZM70 83V82H69ZM68 83V84H69ZM84 83V81H83ZM87 83V82H86ZM98 83V82H97ZM107 83V82H106ZM115 82H113L114 84ZM162 83V82H161ZM180 83V82H179ZM227 83V82H226ZM7 84V83H6ZM23 84V83H21ZM58 84V83H57ZM61 84V83H60ZM110 84V83H109ZM130 84V83H128ZM5 85V84H3ZM9 85V84H8ZM7 85V86H8ZM13 85V84H12ZM24 85V84H23ZM43 85V84H42ZM180 85V84H179ZM190 85V84H189ZM196 85V84H195ZM207 85V84H206ZM227 85V84H225ZM19 86V85H17ZM15 86V87H17ZM27 86V85H26ZM53 86V84H52ZM63 86V85H62ZM90 86V85H89ZM113 86V85H112ZM138 86V85H137ZM165 86V85H164ZM188 86V85H187ZM197 86V85H196ZM221 86V85H219ZM224 86V85H223ZM11 87V86H10ZM14 87V89H15ZM29 87V86H28ZM44 87V86H43ZM55 87V86H54ZM59 87V86H58ZM98 87V86H97ZM100 87V86H99ZM119 87V86H118ZM135 87V86H134ZM133 87V88H134ZM174 87V86H173ZM229 87V86H228ZM20 89V87H17ZM30 88V87H29ZM41 88V87H40ZM49 88H51L49 86ZM92 88V87H91ZM126 88V87H125ZM210 88V87H209ZM246 88V87H245ZM244 88V89H245ZM6 89V88H5ZM8 89V88H7ZM12 89V88H11ZM10 89V90H11ZM35 89V87H34ZM38 89V88H37ZM45 89V88H44ZM48 89V88H47ZM56 90V88H53ZM65 89V88H63ZM94 89V87L92 88ZM97 89V88H96ZM101 89V88H100ZM136 89V88H134ZM139 89V88H138ZM230 89V88H229ZM236 89V88H235ZM16 90V89H15ZM30 90V89H29ZM49 90V89H48ZM185 90V89H184ZM204 90V89H203ZM227 90V89H226ZM7 91V90H6ZM9 91V89H8ZM20 91V90H19ZM32 91V90H31ZM52 91V90H51ZM94 91V90H93ZM107 91V90H106ZM113 91V90H112ZM111 91V92H112ZM160 91V90H159ZM228 91V90H227ZM253 91V92H252ZM11 91H9L10 93ZM27 92V91H26ZM29 92V91H28ZM66 92V91H64ZM62 91L61 93L64 94ZM81 92V91H80ZM96 92V90H95ZM162 92V91H161ZM204 92V91H203ZM215 92V91H214ZM217 92V91H216ZM6 93V92H5ZM8 93V94H9ZM79 94V92H77ZM84 93V92H82ZM88 93V92H87ZM93 93V92H92ZM100 93V92H99ZM107 93V92H106ZM118 93V92H117ZM178 93V92H177ZM185 93V92H184ZM183 93V94H184ZM206 93V92H205ZM14 94V93H13ZM17 94V93H16ZM25 94V92H24ZM81 94V93H80ZM102 93H100V97ZM110 95V93H107V95ZM175 94V92H174ZM173 94V95H174ZM212 94V93H210ZM46 95V94H45ZM75 95V94H74ZM83 95V94H82ZM90 95V94H89ZM94 95V94H93ZM213 95V94H212ZM6 96V95H5ZM20 96V95H19ZM18 96V97H19ZM25 96V95H24ZM41 96H43L41 94ZM64 96V95H62ZM69 97V95H67ZM72 96V95H71ZM96 96V95H95ZM192 96V95H191ZM195 96V95H194ZM231 96V95H230ZM37 96H35L36 98ZM39 97V96H38ZM48 97V96H47ZM51 97V96H50ZM57 97V96H56ZM55 97V98H56ZM77 96H73V98L76 99ZM86 97V95H85ZM94 97V96H93ZM109 97V96H108ZM154 97V95H153ZM221 97V96H220ZM14 98V96H13ZM52 98H54L52 96ZM62 98V97H61ZM60 98V99H61ZM66 98V97H65ZM71 98V97H70ZM78 98V97H77ZM81 98V97H80ZM118 98V96H117ZM218 98V97H217ZM39 99V98H38ZM45 99V98H44ZM51 99V98H50ZM49 99V100H50ZM58 98V101L61 102ZM74 99V102H76ZM108 99V98H107ZM116 99V98H115ZM128 99V98H127ZM188 99V98H187ZM212 99V98H211ZM16 100V99H15ZM24 100V99H23ZM22 100V101H23ZM28 100V99H27ZM31 100V99H30ZM37 100V99H36ZM41 100V98H40ZM64 100V99H63ZM71 100V99H70ZM68 99V102L70 101ZM101 100V99H100ZM118 100V99H117ZM120 100V99H119ZM125 100V99H124ZM222 100V99H221ZM85 101V100H84ZM102 101V100H101ZM107 101V100H106ZM129 101V100H128ZM19 102V101H18ZM24 102V101H23ZM22 102V103H23ZM33 102V101H32ZM31 102V104H32ZM39 102V101H38ZM41 102L44 103V100ZM40 102V103H41ZM98 102H100L98 100ZM105 102V101H104ZM116 102V101H115ZM146 102V101H145ZM153 102V101H152ZM208 102V101H207ZM219 102V101H218ZM231 102V101H230ZM1 103V102H0ZM15 103V102H14ZM30 103V102H29ZM59 103V102H58ZM65 103H67L65 101ZM70 103V102H69ZM103 103V102H102ZM101 103V104H102ZM194 103V102H193ZM21 104V103H20ZM82 104V103H81ZM86 104V103H85ZM83 104V105H85ZM191 104V103H189ZM2 105V103H1ZM17 105V104H16ZM68 105V104H66ZM71 105V104H70ZM95 105V104H94ZM103 105V104H102ZM106 105V104H105ZM119 105V103H118ZM128 105V104H127ZM137 105V104H136ZM195 105V103H194ZM223 105V104H221ZM4 106V105H3ZM12 106V105H11ZM25 106V105H24ZM38 106V105H37ZM50 106V105H49ZM131 106V105H130ZM142 106V105H141ZM145 106V105H144ZM148 106V105H147ZM8 107V105H6ZM14 107V106H13ZM33 107V106H32ZM36 107V106H35ZM59 107V106H58ZM64 107V106H63ZM79 107V106H78ZM82 107V106H81ZM79 107V108H81ZM109 107V106H108ZM120 107V106H119ZM149 107V106H148ZM3 108V107H2ZM15 108V107H14ZM22 108V107H21ZM43 108V107H42ZM47 108V107H46ZM55 108V107H54ZM60 108V107H59ZM62 108V107H61ZM10 109V108H9ZM19 109V108H18ZM31 110L32 108L29 107ZM64 109V108H63ZM66 110L68 108H65ZM64 109V110H65ZM100 109V108H99ZM122 109V108H121ZM138 109V108H137ZM136 109V110H137ZM147 109V108H145ZM219 109V108H218ZM224 109V108H223ZM1 110V109H0ZM3 110V109H2ZM14 110V109H13ZM17 110V109H16ZM22 110V109H21ZM27 111V109H25ZM23 110V112L25 111ZM38 110V109H37ZM45 110V109H44ZM71 110V108H70ZM69 110V111H70ZM73 110V109H72ZM135 110V111H136ZM10 111V110H8ZM26 111L24 113H26ZM29 111V110H28ZM32 111V110H31ZM30 111V112H31ZM60 111V109H59ZM80 111V110H79ZM110 111V110H109ZM118 111V110H116ZM122 111V110H121ZM147 111V110H146ZM221 111V110H220ZM3 112V111H2ZM20 113L23 114L19 110ZM34 112V111H32ZM50 112V111H49ZM63 112V111H62ZM65 112V111H64ZM68 112V111H67ZM74 112V111H73ZM97 112V111H96ZM227 112V111H226ZM7 113V112H5ZM19 113V114H20ZM35 113V112H34ZM47 114L45 111L44 114ZM53 113V112H52ZM51 113V114H52ZM70 113V112H68ZM76 113V112H75ZM100 113V112H98ZM96 113V114H98ZM116 112H114L115 114ZM140 113V112H139ZM245 113H249L251 115L249 121H245ZM2 114V113H1ZM21 114V115H22ZM28 114H30L28 112ZM27 114V115H28ZM36 114V113H35ZM45 114V116H46ZM50 114V113H49ZM56 114V113H55ZM59 114V113H58ZM61 114V113H60ZM65 114V113H64ZM67 114V113H66ZM105 114V113H104ZM109 114V113H106ZM111 114V113H110ZM132 114V113H131ZM201 114V113H200ZM224 114V113H223ZM3 115V114H2ZM34 115V114H30ZM29 115V116H30ZM37 115V114H36ZM39 115V114H38ZM71 115V114H70ZM81 115V114H80ZM119 115V114H118ZM182 115V114H181ZM198 115V114H197ZM225 115V114H224ZM23 116V115H22ZM77 116V115H76ZM111 116V115H110ZM127 116V115H126ZM131 116V115H130ZM136 116V114H135ZM138 116V115H137ZM157 116V115H156ZM214 116V115H213ZM216 116V115H215ZM24 117V116H23ZM32 117V116H31ZM35 117V116H33ZM38 116H36L37 118ZM43 117V116H41ZM66 117V116H65ZM68 117V116H67ZM64 118L65 120L69 118ZM72 117V116H71ZM74 117V116H73ZM141 117V116H140ZM145 117V116H144ZM199 117H201L199 115ZM221 117V116H220ZM26 118V117H25ZM44 118V117H43ZM58 118V117H57ZM62 118V117H60ZM121 118V117H120ZM160 118V117H159ZM168 118V117H167ZM217 118V117H216ZM222 118V117H221ZM2 119V118H0ZM40 120V117L38 118ZM42 119V118H41ZM166 119V118H165ZM200 119V118H199ZM198 119V120H199ZM30 120V118H29ZM28 120V121H29ZM68 120V121H69ZM90 120V119H89ZM101 120V119H100ZM32 121V120H30ZM41 121V120H40ZM54 121V120H52ZM51 121V122H52ZM56 121V120H55ZM54 121V122H55ZM165 121V120H164ZM203 121V120H202ZM3 122V120H2ZM0 122V123H2ZM42 122V121H41ZM52 122V123H54ZM63 122V121H62ZM75 122V121H74ZM94 122V121H93ZM204 122V121H203ZM202 122V123H203ZM56 124L58 123L55 122ZM102 123V122H101ZM205 123V122H204ZM51 124V123H50ZM67 124V123H66ZM177 124V122H176ZM180 124V123H179ZM41 125V124H40ZM69 125V124H68ZM178 125V124H177ZM1 126V124H0ZM5 126V125H3ZM37 126V125H36ZM54 126V125H52ZM189 126V125H188ZM6 127V126H5ZM39 127V125H38ZM47 127V126H46ZM85 127V125H84ZM89 127V126H88ZM186 127V126H185ZM194 127V126H193ZM199 127V126H198ZM201 127V126H200ZM210 127V126H209ZM35 128V127H34ZM49 128V127H48ZM52 128V127H51ZM87 128V127H86ZM94 128V127H92ZM100 128V127H99ZM102 128V127H101ZM211 128V127H210ZM214 128V127H213ZM39 129V128H38ZM38 129L36 131H38ZM77 129V128H76ZM196 129V128H194ZM23 135V130L20 129ZM40 130V129H39ZM46 130V129H45ZM43 131L45 134L46 131ZM61 130V129H60ZM71 130V129H70ZM74 130V129H73ZM80 130V129H79ZM191 130H193L191 128ZM197 130V129H196ZM199 130V129H198ZM203 130V129H202ZM25 131V129H24ZM28 130H26L27 132ZM30 131V130H29ZM28 131V132H29ZM33 131V130H32ZM35 131V129H34ZM33 131V132H34ZM35 131V132H36ZM75 131V130H74ZM107 131V130H106ZM153 131V130H152ZM194 131V130H193ZM9 132V131H8ZM7 132V133H8ZM18 132H20L18 130ZM49 132V130H48ZM59 132V129L55 128L51 130L49 136L47 137L48 139L53 136H56ZM63 132V131H62ZM80 132V131H78ZM77 132V133H78ZM94 132V131H93ZM98 132V131H97ZM115 132V131H114ZM169 132V131H168ZM178 132V131H177ZM197 132V131H195ZM11 133V132H10ZM73 133V132H72ZM87 135V132H85ZM96 133V132H95ZM179 133V132H178ZM200 133V132H198ZM61 134V133H60ZM82 134V133H81ZM114 134V133H113ZM144 134V133H143ZM1 135V134H0ZM13 135V134H12ZM30 135V134H29ZM42 134H40L41 136ZM59 135V134H58ZM68 135V134H67ZM90 136V133H88ZM93 135V134H92ZM109 135V134H108ZM14 136V135H13ZM18 136V135H17ZM28 136V135H27ZM26 136V137H27ZM71 136V134H70ZM79 136V135H78ZM88 136V137H89ZM112 136V135H111ZM196 136V135H195ZM24 137V136H22ZM61 137V135H60ZM65 137V136H64ZM92 137V136H91ZM106 137V136H105ZM108 137V136H107ZM147 137V133H146ZM38 138V137H37ZM40 138V137H39ZM68 138V137H67ZM77 138V137H76ZM209 138V137H208ZM2 139V138H1ZM8 139V138H7ZM91 139V138H90ZM103 139V138H102ZM118 139V138H117ZM216 139V138H215ZM214 139V141H215ZM38 139H35V135L32 134L30 135L24 142L23 147L19 148L16 147L17 149H12L8 150L11 148H0V167H10L15 164H22L21 166L27 167L25 165V157H24V149L30 151L34 146H42L45 147V145L40 144V142L36 141ZM43 140V139H42ZM66 140V139H65ZM79 140V139H78ZM94 140V139H93ZM102 141L101 139H99ZM108 140V139H107ZM106 140V141H107ZM123 140V139H122ZM121 140V141H122ZM128 140V139H127ZM126 140V141H127ZM18 141V140H17ZM16 141V142H17ZM22 141V140H21ZM51 141V140H50ZM58 141V140H57ZM60 141V140H59ZM77 141V140H76ZM88 140H85L87 142ZM95 141V140H94ZM98 141V140H97ZM116 141V140H115ZM120 141V140H119ZM125 141V142H126ZM8 142V141H7ZM20 142V140H19ZM62 142V141H61ZM60 142V143H61ZM66 142V141H65ZM64 140L62 143H65ZM81 142V141H80ZM89 142V141H88ZM104 142V141H103ZM111 142V141H110ZM117 142V141H116ZM124 142V143H125ZM22 143V142H21ZM75 143V142H74ZM96 143V141L94 142ZM102 143V142H101ZM105 143V142H104ZM115 143V142H114ZM122 143V142H121ZM3 144V143H2ZM49 144V143H48ZM47 144V145H48ZM59 144V143H58ZM68 144V143H67ZM79 144V143H78ZM89 144V143H87ZM110 143H108L109 145ZM212 144V142H211ZM10 145V144H9ZM51 145V144H50ZM55 145V144H53ZM80 145V144H79ZM96 145V144H94ZM98 145V144H97ZM117 145V144H116ZM169 145V144H168ZM172 145V144H171ZM186 145V144H185ZM204 145V144H203ZM214 145V144H213ZM1 146V145H0ZM5 146V145H4ZM18 146V145H17ZM21 146V144H20ZM69 146V145H68ZM87 146V145H86ZM106 146V145H105ZM112 146V145H111ZM123 146V145H122ZM120 146V147H122ZM177 146V144H176ZM182 146V145H181ZM2 147V146H1ZM8 147V146H6ZM49 150L47 152V161L49 163H54V158L55 156L60 158V153H58V156L55 154L52 155L53 150L55 151L54 147L49 146ZM78 147V146H77ZM88 147V146H87ZM89 149L88 151L92 152L91 149L94 148V146H91L89 144ZM97 147V146H96ZM104 147V146H103ZM116 147V146H115ZM171 147V146H170ZM184 147V146H182ZM226 147L230 148L229 151H226ZM113 148V147H112ZM119 148V147H117ZM123 148H126L125 146ZM128 148V146H127ZM58 149V148H57ZM68 149V148H67ZM96 149V148H95ZM99 149V148H98ZM108 151L109 148L107 147ZM122 149V148H121ZM144 149V148H143ZM188 149V148H187ZM250 149H252L250 151ZM36 150V149H35ZM34 150V151H35ZM43 150V149H42ZM65 150V149H64ZM76 150V147H75ZM81 150V149H80ZM83 150V149H82ZM86 150V149H85ZM94 150V149H93ZM106 150V149H105ZM117 150V149H116ZM115 150V152H116ZM183 150V149H182ZM51 151V152H50ZM63 151V150H62ZM98 151V150H97ZM103 152V150H100ZM118 151V150H117ZM122 151V150H121ZM128 151V150H127ZM132 151V150H130ZM129 151V152H130ZM141 151V150H140ZM143 151V150H142ZM38 151H35V154ZM67 152V151H66ZM72 152V151H71ZM77 152V150H76ZM79 152V151H78ZM77 152V153H78ZM85 152V151H84ZM114 152V153H115ZM120 152V151H119ZM188 152V151H187ZM190 152V151H189ZM44 153V151H43ZM46 153V152H45ZM94 153V152H92ZM91 153V154H92ZM136 153V152H135ZM133 153V154H135ZM33 154V153H32ZM62 154V153H61ZM67 154V153H66ZM105 154V153H104ZM117 154V153H116ZM131 154V153H129ZM42 155V154H41ZM75 155V154H74ZM87 155V154H86ZM99 155V154H98ZM113 155V154H112ZM124 155V154H123ZM182 155V154H181ZM33 156V155H32ZM35 156V155H34ZM43 156V155H42ZM73 156V155H72ZM93 156V155H92ZM96 156V155H95ZM102 156V155H101ZM111 156V154H110ZM135 156V155H133ZM179 156V155H177ZM194 156V155H193ZM41 157V156H40ZM38 157V158H40ZM48 157L50 159H48ZM105 157V156H103ZM113 157V156H112ZM131 157V156H130ZM176 157V156H175ZM181 157V156H180ZM28 158V157H27ZM36 158V157H35ZM67 158V157H66ZM64 157L61 158V163L62 166L58 164V168L60 167L62 175L67 179V183L70 184V178L73 175V173H76L78 170L77 168H80V165H73L72 162H68ZM71 158V156H70ZM77 158V157H75ZM122 158V157H121ZM128 158V156H127ZM178 158V157H177ZM177 158L175 159L177 161ZM53 159V160H52ZM95 159V158H93ZM110 159V158H108ZM114 159V158H112ZM142 159V158H141ZM30 160V159H29ZM52 160V161H51ZM59 160V159H58ZM75 160V159H74ZM77 160V159H76ZM116 160V159H115ZM117 162L119 159H117ZM130 160V158H129ZM140 160V159H139ZM220 160H222L224 166L220 165ZM46 161V162H47ZM57 161V160H56ZM84 161V160H83ZM92 161V160H91ZM94 161V160H93ZM98 161V160H97ZM108 161V160H107ZM132 161V160H131ZM130 161V163H131ZM190 161V160H189ZM31 162V161H30ZM33 162V161H32ZM46 162L44 164H46ZM77 162V161H76ZM102 162V161H99ZM105 162V161H104ZM114 162V161H112ZM111 162V163H112ZM128 162V161H127ZM139 162V161H138ZM183 162V161H182ZM185 162V161H184ZM56 163V162H55ZM54 163V164H55ZM60 163V161H59ZM89 163V162H86ZM110 163V162H109ZM115 163V162H114ZM114 163L110 166H114ZM123 163V162H122ZM129 163V164H130ZM181 163V162H180ZM188 163V162H187ZM27 164V163H26ZM105 164V163H104ZM103 164V165H104ZM186 164V163H184ZM48 165V164H46ZM57 165V164H56ZM109 165V164H108ZM128 165V164H126ZM125 165V166H126ZM193 165V164H192ZM20 166V167H21ZM35 166V165H34ZM38 166V165H37ZM41 166V165H40ZM39 166V167H40ZM51 166V164H50ZM95 166V165H94ZM118 166V165H117ZM120 166V165H119ZM191 166V165H190ZM77 167V168H76ZM89 167V166H88ZM91 167V166H90ZM122 167V166H121ZM147 167V166H146ZM194 167V166H193ZM36 168V167H35ZM56 168V167H55ZM92 168V167H91ZM101 168V167H100ZM99 168V169H100ZM118 168V167H117ZM125 168V167H124ZM129 168V167H127ZM136 168V167H134ZM144 168V167H143ZM28 170L32 171V167H27ZM39 169V168H37ZM35 169V170H37ZM45 169V168H44ZM48 169V168H47ZM51 169V167H50ZM59 169V170H60ZM90 169V168H89ZM102 169V168H101ZM100 169V170H101ZM112 169V168H111ZM110 169V170H111ZM119 169V168H118ZM133 169V167H132ZM12 170V169H11ZM14 170V169H13ZM18 170V168H17ZM23 171V169H21ZM28 170L26 171L28 174ZM34 170V171H35ZM57 170V168H56ZM109 170V173H111ZM121 170V168H120ZM123 170V169H122ZM128 170V169H127ZM142 170V169H141ZM140 170V171H141ZM20 171V170H19ZM21 171V172H22ZM47 171V170H46ZM84 171V170H82ZM94 171V170H93ZM97 171V170H96ZM116 171L114 169L112 172ZM136 171V170H135ZM139 171V170H138ZM4 172V171H3ZM10 172V171H9ZM12 172V171H11ZM20 172V173H21ZM24 172V171H23ZM36 173L38 171H35ZM43 172V171H42ZM52 172V170H51ZM54 172V171H53ZM79 172V171H78ZM118 172V171H117ZM125 172V171H124ZM14 173V172H12ZM11 173V174H12ZM16 173V172H15ZM19 173V172H17ZM31 174V179L32 183L34 185L40 186L42 181L40 180L41 176H37ZM45 174L47 172L44 171ZM50 172H48L49 174ZM56 173V172H55ZM53 173V174H55ZM60 173V172H59ZM95 173V172H94ZM108 173V174H109ZM123 173V172H121ZM131 173V172H130ZM133 173V172H132ZM139 173V172H138ZM7 175V173H5ZM4 174V175H5ZM40 174V173H39ZM42 174V173H41ZM47 174V175H48ZM57 174V173H56ZM92 174V173H91ZM114 174V173H112ZM135 174V173H134ZM9 175V174H8ZM7 175V176H8ZM16 175V174H15ZM26 175V174H25ZM51 175V174H49ZM77 175V173H76ZM79 175V173H78ZM89 176V174H87ZM116 175V174H115ZM125 175V174H124ZM127 175V174H126ZM125 175V176H126ZM12 176L14 178L15 176ZM9 176V177H10ZM28 176V175H27ZM52 176V175H51ZM61 176L58 175V177ZM80 176V175H79ZM130 176V175H129ZM136 176V175H135ZM5 177V176H4ZM20 177V176H19ZM57 177V178H58ZM62 177V176H61ZM122 178V176H120ZM127 177V176H126ZM125 177V178H126ZM22 178V176H21ZM25 178V177H24ZM29 179L28 177H26ZM44 178V177H43ZM105 178V179H104ZM133 178V177H132ZM143 178V177H142ZM173 178V177H172ZM3 179V178H2ZM17 179V178H16ZM73 181H74V176H73ZM71 179V180H72ZM77 179V177H76ZM97 179V178H96ZM124 179V178H122ZM127 179V178H126ZM128 179H130L128 177ZM7 180V179H6ZM29 180V182H30ZM45 180V179H44ZM63 180V179H62ZM78 180V179H77ZM81 180V179H80ZM99 180V179H98ZM97 180V182H98ZM2 181V180H1ZM18 181V180H17ZM41 181V183H40ZM50 180H48L49 182ZM65 181V180H64ZM96 181V180H95ZM120 181V180H119ZM124 181V180H123ZM129 181V180H128ZM132 180L130 179V182ZM146 181V180H145ZM47 182V184H48ZM54 182V181H52ZM57 182V181H56ZM80 185H78L77 189L80 190L82 189L83 182L82 180L79 181ZM78 182V183H79ZM85 182V181H84ZM94 182V181H93ZM96 182V183H97ZM127 182V180H126ZM147 182V181H146ZM5 183V182H4ZM27 183V181H26ZM31 183V182H30ZM50 183V182H49ZM66 183V184H67ZM115 183V182H113ZM57 184V183H56ZM62 184V183H61ZM67 184V185H68ZM74 184L71 182V185ZM45 185V184H43ZM54 185V184H53ZM64 185V184H63ZM87 185V184H85ZM94 185V184H93ZM100 185V184H99ZM113 185V184H112ZM115 185V184H114ZM146 185V184H145ZM13 186V185H12ZM17 182H16V188H17ZM23 186V185H22ZM21 186V187H22ZM47 186V185H46ZM126 186V183H125ZM20 187V188H21ZM25 187V186H24ZM28 187V186H27ZM32 187V186H31ZM55 187V186H54ZM71 187V186H70ZM68 185V188H70ZM86 187V186H85ZM90 187V186H89ZM103 187V188H104ZM114 187V186H113ZM41 188V187H40ZM52 188V187H50ZM116 188V187H115ZM123 188V187H122ZM4 189V188H3ZM33 189V187L31 188ZM45 189V188H44ZM64 189V188H63ZM62 189V190H63ZM26 190V189H25ZM35 190V189H34ZM46 190H48L46 188ZM52 190V189H51ZM77 190V191H78ZM86 190V189H85ZM149 190V189H148ZM3 191V190H2ZM24 191V190H23ZM50 191V190H48ZM57 191V190H56ZM38 192V191H37ZM84 192V191H83ZM148 192V191H146ZM29 193V192H28ZM27 193V194H28ZM36 193V192H35ZM34 193V194H35ZM43 193V191L41 192ZM49 193V192H47ZM3 194V193H2ZM11 194V193H10ZM13 194V193H12ZM26 194V195H27ZM55 194V191L54 193ZM82 194V193H80ZM79 194V195H80ZM85 194V193H84ZM149 194V193H148ZM152 194V193H150ZM149 194V195H150ZM263 194V195H261ZM1 195V194H0ZM21 195V194H19ZM42 194H37L34 197L31 198L30 202L33 205V207L39 206L41 207V199H42ZM86 195V194H85ZM22 196V195H21ZM33 196V195H32ZM45 196V195H44ZM51 195L50 197H52ZM56 196V195H55ZM82 196V195H81ZM7 197V196H6ZM23 197V196H22ZM49 197V196H48ZM61 197L62 200H60V206L61 210L66 209L68 210V214L62 213L60 215V222L64 221L66 224H70L71 228H67L68 230H72L70 234V240L65 244V246H62V250H60L58 253H52V252H45L44 255L37 257L36 259L28 262L29 264H65L67 259H72V260H80L81 257V251H82V244L83 241L88 239V234L84 229H83V221L78 217V214L80 212V207L76 203L80 199L78 196V193L76 191H63L61 192ZM83 197V196H82ZM86 197V196H85ZM176 197L178 203H176L178 206L181 207L182 213L181 216L179 217L180 220V226L177 228V231L174 232L178 238L181 240L182 243V249L180 252L184 255L182 259H174L172 256L173 250L172 245H171V234H165L162 237L155 238L154 233L156 231V227L154 226L153 221L148 222L147 218H150L149 215H154L157 212L159 214H166L170 208L171 204V198ZM26 198V197H23ZM44 198V197H43ZM59 198V197H58ZM28 199V198H27ZM30 199V198H29ZM91 199V198H90ZM8 200V199H7ZM13 200V199H12ZM2 201V200H1ZM4 201V200H3ZM11 201V200H10ZM9 201V202H10ZM18 201V200H17ZM22 201V200H20ZM19 201V202H20ZM54 201V197H53ZM5 202V201H4ZM25 202V201H24ZM89 202V201H88ZM15 204V202H13ZM46 203V202H45ZM7 204V202H6ZM14 204L12 206H14ZM25 204V203H24ZM87 204V203H86ZM89 204V203H88ZM49 205V207L52 206V204ZM54 205V204H53ZM77 205V206H76ZM91 205V204H90ZM157 205V206H156ZM23 206V205H22ZM32 207V208H33ZM45 207V206H44ZM12 208V207H11ZM19 208H22L21 206ZM26 208V207H25ZM28 208V207H27ZM26 208V209H27ZM89 208V207H88ZM9 209V208H8ZM14 209V207H13ZM39 209V208H37ZM49 209V208H48ZM28 210V209H27ZM91 210V208H90ZM174 210V209H173ZM13 211V210H12ZM40 211V210H39ZM44 211V210H43ZM73 211L75 213H73ZM87 211V210H86ZM181 211V210H180ZM10 212V210H9ZM27 212V211H26ZM64 212V211H63ZM93 212V211H92ZM171 212V211H170ZM176 212V211H175ZM179 212V211H177ZM36 213V212H35ZM33 213V214H35ZM40 213V212H39ZM44 213V212H43ZM55 213V212H54ZM94 213V212H93ZM11 214V213H10ZM23 214V213H21ZM46 214V213H45ZM48 214V212H47ZM82 214V213H81ZM8 215L6 210L0 209V216L8 220ZM83 215V214H82ZM168 215V214H167ZM166 215V216H167ZM25 216H27L25 214ZM35 216V215H34ZM93 216V215H92ZM129 216L132 218V224L128 221ZM160 216V215H159ZM164 216V215H163ZM10 217V215H9ZM21 217V215H20ZM23 217V215H22ZM29 217V216H28ZM168 217V216H167ZM31 218V217H30ZM34 218V217H33ZM42 218V217H41ZM16 220H20L15 218ZM26 219V218H25ZM53 219L55 220L54 215L48 214L45 217V220L47 223L51 224V227H54L55 224L53 223ZM159 219V218H158ZM11 220V219H10ZM84 220V219H83ZM154 220V219H151ZM1 221V218H0ZM25 221V220H24ZM27 221V220H26ZM25 221V222H26ZM31 221V220H30ZM29 221V222H30ZM91 221V220H89ZM177 221V220H175ZM11 222L14 224V227L18 231L17 223L14 220H11ZM10 222V223H11ZM40 222V221H39ZM42 222V221H41ZM57 222V221H56ZM59 222V223H60ZM100 222V220H99ZM156 222V221H155ZM9 223V222H8ZM28 223V222H26ZM20 224V223H19ZM23 224V221L22 223ZM29 224V223H28ZM41 224V223H40ZM89 224V223H88ZM163 224V223H162ZM26 225V224H25ZM30 225V224H29ZM46 225V224H44ZM101 225V224H100ZM166 225V224H165ZM169 225V224H168ZM23 226V225H22ZM31 226V225H30ZM39 227V225H37ZM48 226V225H47ZM89 226V225H88ZM158 226V225H157ZM171 226V225H170ZM169 226V227H170ZM174 226V225H172ZM8 227V226H7ZM28 227V226H27ZM50 227V228H51ZM59 227V226H58ZM164 227V226H163ZM177 227V226H176ZM20 228V227H19ZM40 228V227H39ZM37 228V229H39ZM45 228V227H44ZM49 228V229H50ZM60 228V227H59ZM87 228V227H86ZM85 228V229H86ZM3 229V228H2ZM8 229V228H6ZM27 229V228H26ZM29 229V228H28ZM27 229V230H28ZM34 229V228H33ZM65 229V228H64ZM92 229V228H90ZM88 228V230H90ZM161 229V228H160ZM14 230V229H13ZM51 230V229H50ZM49 230V231H50ZM53 230H56L53 228ZM60 230V229H59ZM58 230V231H59ZM87 230V229H86ZM96 230V229H95ZM95 230H92L95 231ZM159 230V229H158ZM166 231V229H164ZM169 230V229H168ZM12 231V230H11ZM16 231V232H17ZM20 231V230H19ZM29 231V230H28ZM33 231V230H30ZM39 231V230H38ZM37 231V232H38ZM43 231V230H42ZM63 231V230H62ZM173 231V230H172ZM10 232V230H9ZM25 232V231H24ZM27 232V231H26ZM34 232V233H37ZM56 232V231H55ZM54 232V233H55ZM69 232V231H68ZM97 232V230H96ZM95 232V233H96ZM101 232V231H100ZM167 232V231H166ZM11 233V232H10ZM21 233V232H20ZM39 233V232H38ZM41 233V232H40ZM50 233V232H49ZM58 233V232H57ZM60 233V232H59ZM99 233V232H98ZM157 233V232H156ZM155 233V234H156ZM1 234V233H0ZM32 234V233H31ZM163 234V233H162ZM18 235V234H16ZM24 235V234H23ZM27 236L29 234H26ZM33 235V234H32ZM62 235V234H59ZM59 235H57L59 237ZM99 235V234H97ZM1 236V241L3 242V239H5L7 236ZM14 236V235H13ZM35 235H33L34 237ZM38 236V235H37ZM35 236V237H37ZM53 236V234H52ZM96 236V234H95ZM158 236V235H157ZM160 236V235H159ZM25 237V236H24ZM29 237V236H28ZM46 237V236H45ZM56 237V235H55ZM90 237V235H89ZM6 238V239H7ZM13 238V237H11ZM11 238H9L11 240ZM15 238V236H14ZM18 238V237H17ZM38 238V237H37ZM41 238V235H40ZM39 238V239H40ZM52 238V237H51ZM92 238V237H91ZM35 239V238H34ZM174 239V238H173ZM20 240V239H19ZM36 240V239H35ZM48 240V239H47ZM94 240V239H92ZM150 240V241H148ZM41 241V239H40ZM43 241V240H42ZM51 241V240H50ZM55 241V240H54ZM39 242V241H38ZM37 242V243H38ZM47 242V241H46ZM85 242V241H84ZM99 242V241H98ZM174 242V240H173ZM240 242L239 245L237 243ZM1 243V242H0ZM34 243V242H33ZM40 243V242H39ZM38 243V244H39ZM176 243V242H175ZM14 244V243H13ZM42 244V243H41ZM86 244V243H85ZM92 244V243H91ZM173 244V243H172ZM5 245V244H3ZM31 245V244H30ZM29 245V246H30ZM53 245V243H52ZM95 245V244H94ZM177 245V244H176ZM6 246V245H5ZM48 246V245H47ZM61 246V245H60ZM93 246V244H92ZM2 248V246L0 245ZM56 247V246H55ZM174 247V246H173ZM177 247V246H176ZM7 248V247H6ZM36 248H39V246ZM60 248V247H59ZM58 248V249H59ZM19 249V248H18ZM53 249V248H51ZM84 249V248H83ZM177 249V248H176ZM11 250V249H10ZM9 250V251H10ZM33 250V249H32ZM245 250H248V254L243 255V252ZM8 251V252H9ZM30 251V250H29ZM54 251V250H53ZM84 251V250H83ZM91 251V250H90ZM178 251V250H177ZM7 252V250H6ZM33 252V251H32ZM5 253V251H4ZM3 253V254H4ZM20 253V252H19ZM179 254V253H178ZM181 254V253H180ZM245 254V253H244ZM3 256V255H2ZM31 256V255H30ZM18 257V256H17ZM181 257V256H180ZM13 258V257H12ZM15 258V257H14ZM85 258V257H84ZM223 258V257H222ZM226 258V259H227ZM31 259V258H30ZM33 259V258H32ZM83 259V258H82ZM81 259V260H82ZM13 260V259H12ZM11 260V261H12ZM17 260V259H16ZM23 260V259H22ZM27 260V259H26ZM80 260V261H81ZM198 262H197V261ZM221 260V259H220ZM28 261V260H27ZM26 261V262H27ZM204 261V260H203ZM212 261V260H211ZM225 261V260H223ZM233 261V260H232ZM14 262V261H13ZM18 262V261H17ZM16 262V263H17ZM21 262V261H20ZM25 262V261H24ZM72 262V261H71ZM239 262V261H238ZM22 263V262H21ZM206 263V262H205ZM211 263V262H209ZM215 263V261H213ZM225 263V262H224ZM18 264V263H17ZM20 264V263H19ZM27 264V263H26ZM69 264V263H68ZM87 264V263H86ZM239 264V263H238Z\"/></svg>","mask_w":264,"mask_h":264}]
</instances>
